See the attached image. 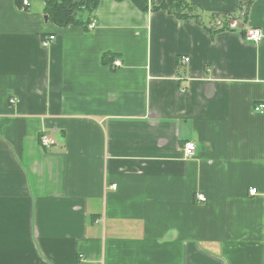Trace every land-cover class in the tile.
<instances>
[{"label":"crops","instance_id":"0c3cea01","mask_svg":"<svg viewBox=\"0 0 264 264\" xmlns=\"http://www.w3.org/2000/svg\"><path fill=\"white\" fill-rule=\"evenodd\" d=\"M186 1L0 0V264H264V0Z\"/></svg>","mask_w":264,"mask_h":264},{"label":"trees","instance_id":"16d2710c","mask_svg":"<svg viewBox=\"0 0 264 264\" xmlns=\"http://www.w3.org/2000/svg\"><path fill=\"white\" fill-rule=\"evenodd\" d=\"M21 1L23 2L24 0ZM99 1L100 0H44L49 20L60 26H67L69 24L89 25L90 20L83 19L81 16L84 13L93 12L97 8ZM253 1L254 0H241L240 9L245 13L243 17L244 21H247L249 6ZM133 2L141 10H147L149 7L152 10L166 9L171 13L177 14L179 17L194 16L200 19L204 14L199 6L189 3L186 0H133ZM211 18L215 19L214 16ZM228 20L229 18L224 22V27L234 30V28L229 27Z\"/></svg>","mask_w":264,"mask_h":264},{"label":"built area","instance_id":"2783aa9c","mask_svg":"<svg viewBox=\"0 0 264 264\" xmlns=\"http://www.w3.org/2000/svg\"><path fill=\"white\" fill-rule=\"evenodd\" d=\"M24 8L29 5V0H24L23 1ZM96 26V22H91L88 25V28L92 29ZM245 37L246 39L253 41L255 43H261L264 40V31L259 28H248L245 30ZM56 39L55 35H49L43 39V45L45 47L50 46ZM185 61H189V58H185ZM115 64L120 66L121 61L119 59L115 60ZM14 101V100H13ZM256 111L264 112V103H260L255 107ZM40 144L42 147L48 148L52 144L55 143V140L48 134V133H43L40 137ZM197 150V145L195 141H187L183 145V155L185 158H193L196 154ZM116 188V186L114 185ZM251 194L255 195L257 193V189L253 188L250 190ZM198 199L201 201H205L206 198L204 197L203 194L198 195Z\"/></svg>","mask_w":264,"mask_h":264},{"label":"water","instance_id":"95a60500","mask_svg":"<svg viewBox=\"0 0 264 264\" xmlns=\"http://www.w3.org/2000/svg\"><path fill=\"white\" fill-rule=\"evenodd\" d=\"M241 17L243 18V14L241 15ZM45 19L48 20L49 19V16L48 15H45ZM234 19L235 18H233V22L231 23V26L236 28L237 27V24L235 23V20Z\"/></svg>","mask_w":264,"mask_h":264}]
</instances>
